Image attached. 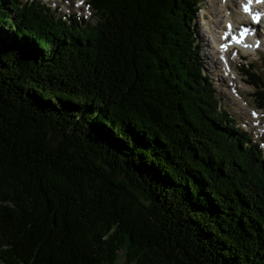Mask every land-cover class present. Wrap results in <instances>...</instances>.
<instances>
[{
	"label": "trees",
	"instance_id": "1",
	"mask_svg": "<svg viewBox=\"0 0 264 264\" xmlns=\"http://www.w3.org/2000/svg\"><path fill=\"white\" fill-rule=\"evenodd\" d=\"M86 1L0 0V264H264V152L203 73L201 0Z\"/></svg>",
	"mask_w": 264,
	"mask_h": 264
},
{
	"label": "rangeland",
	"instance_id": "2",
	"mask_svg": "<svg viewBox=\"0 0 264 264\" xmlns=\"http://www.w3.org/2000/svg\"><path fill=\"white\" fill-rule=\"evenodd\" d=\"M21 2H24L26 0H20ZM40 3H43L45 6H49L50 10H52L56 16H60L62 19H67L69 14H75L77 17L78 15L82 18L85 16L87 19H83L84 21H92L93 13L91 15V11L89 8L84 5L83 8L78 7L77 9L73 7L72 9L66 7V0H55V1H49V0H36ZM80 0H73L74 4H78ZM212 0H201L200 1V8L201 10L198 11L196 14L195 20L191 23V29L195 33L199 44V57L200 61L203 64V73L208 76V78L211 81L212 87L216 92V96L220 100V105L223 106L224 110H226L227 114L233 118L236 123V127L241 129L243 132H246L248 134L252 135L253 140H251L252 144H257L262 151L264 152V132L260 129V127L264 128V118L262 120V125H260L258 128L253 127L258 124V120L251 115L250 111L253 110L260 116H264V111L260 110L256 107L255 101L252 97L254 93V88L250 85H248L246 82H253V78H249L246 76H243L242 73L244 70H252L256 72L261 78H264V46L261 47L259 52H256L255 54L251 53L250 55H247L244 60H239L235 58L234 54H230V57H232V62L228 59V65L231 66L232 70L229 72H233V75L229 76L224 83L221 82L220 76L217 74L216 70L213 67V64L210 63L205 56H207L208 52H213V55L216 58L218 57L215 55L216 50L210 48L207 46V43L209 46L214 45L212 43V36L213 33L210 31L211 29H214L212 24H210V21L212 19L211 14L208 13V10L211 8H208V3H210ZM61 2V3H60ZM218 4V2H216ZM60 4V5H59ZM93 12V11H92ZM221 26H223L221 24ZM211 36V37H210ZM210 38V39H209ZM259 44H263L264 40L258 39ZM256 42V41H255ZM256 44V43H255ZM254 45L253 43L246 45L245 49L248 50V46ZM209 48V49H208ZM242 48V47H240ZM213 50V51H212ZM220 56V55H219ZM237 57V56H236ZM226 58V55H225ZM217 62V60H216ZM210 67H212L210 69ZM228 72V73H229ZM235 74V76H234ZM227 73L225 74V76ZM232 83L233 87H235L236 95L240 98L239 101L235 102L232 94L229 95L228 91V84ZM234 95V94H233ZM237 103L238 105H235ZM240 103V104H239ZM244 106L246 109L241 110L239 106ZM253 108V109H252ZM252 112V111H251ZM248 119H256L257 121L250 124L248 122ZM262 119V118H261ZM257 129V130H256ZM258 133H262L263 135H258ZM261 145V146H260ZM120 261L118 262V264Z\"/></svg>",
	"mask_w": 264,
	"mask_h": 264
},
{
	"label": "bare ground",
	"instance_id": "3",
	"mask_svg": "<svg viewBox=\"0 0 264 264\" xmlns=\"http://www.w3.org/2000/svg\"><path fill=\"white\" fill-rule=\"evenodd\" d=\"M216 2H218V4ZM243 6H250L251 8L255 7L252 4L246 3L244 0H212L210 3H208V8H211L208 10V13H210L211 17H212L210 24H212V26L214 28V29L210 28V31L213 33V36L211 39L212 40L211 45L213 44L214 47L209 46L208 43H207V46L210 48L212 47L213 49L216 50L215 55L219 54V53H221V55H220V57H218L219 59L216 58L217 62L215 60L213 52H208L207 56H205V58L210 63L213 64V67L216 70L217 74L220 76L222 83H224V81L227 79V77L225 76V74H226L225 70H223L222 65L219 61L221 56H224L222 51L226 48V46L223 45L222 35L226 31V24L227 23H230L232 25V28L237 30V29H239V26L245 22V20L249 21V18L242 14ZM221 24L223 26H221ZM256 38H257V35H256ZM258 39H261V38H258ZM253 44H255V41H253ZM255 53L256 52H253V54H255ZM227 65H228V61H227ZM211 68L212 67H210V69ZM230 75L232 76L233 72L232 73L229 72V76ZM234 76H235V74H234ZM232 86H233V84H232ZM231 96L233 97L232 99H234L235 102L239 101V99H240L238 97V95H236V93L234 95L232 94ZM235 105H238V104L235 103ZM239 108L241 110L246 109L243 105L239 106ZM254 115H255V113H254ZM261 118H262V116L257 114L256 119L258 120V122L261 121ZM256 119H248V122L250 124H252L253 122L257 121ZM257 125L260 126L261 123H258ZM260 129H263V128L260 127ZM258 135H262V134L258 133Z\"/></svg>",
	"mask_w": 264,
	"mask_h": 264
}]
</instances>
